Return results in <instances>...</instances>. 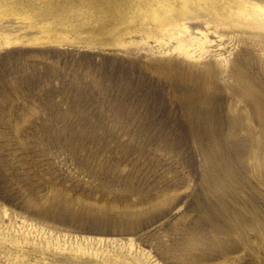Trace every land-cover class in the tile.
I'll return each mask as SVG.
<instances>
[{
    "label": "rangeland",
    "instance_id": "1",
    "mask_svg": "<svg viewBox=\"0 0 264 264\" xmlns=\"http://www.w3.org/2000/svg\"><path fill=\"white\" fill-rule=\"evenodd\" d=\"M5 1L4 24H22L4 16ZM251 30L257 40L238 57L264 91V24ZM136 47L0 49V210L46 234L89 238L94 248L0 238V264H115L107 254L113 238L160 264H184L191 241L187 255L198 264H232L227 256L264 264L257 237L264 183L252 169L249 125L229 108L231 94L220 89L209 121L194 124L181 91L133 56Z\"/></svg>",
    "mask_w": 264,
    "mask_h": 264
},
{
    "label": "bare ground",
    "instance_id": "2",
    "mask_svg": "<svg viewBox=\"0 0 264 264\" xmlns=\"http://www.w3.org/2000/svg\"><path fill=\"white\" fill-rule=\"evenodd\" d=\"M5 4L4 16L18 15L22 24H4L7 18L0 16V49L24 43L73 44L123 53L138 45L131 54L147 60L155 75L181 91L187 118L193 123L210 116L220 89L230 93V110L249 125L252 169L264 183V91L238 57L257 40L258 34L251 28L264 24V0H6ZM216 177L220 179L218 173ZM6 216L8 221L0 218V238L8 242L94 251L89 238L78 241L46 234L31 223L16 222L13 215L0 210V217ZM257 237L264 248V232ZM108 241L112 249L107 254L115 264H160L131 241ZM193 244L191 241L188 246ZM188 246L182 262L198 264L197 255H187L192 247ZM225 259L238 263L235 257Z\"/></svg>",
    "mask_w": 264,
    "mask_h": 264
}]
</instances>
